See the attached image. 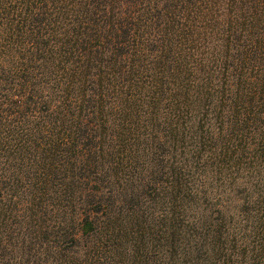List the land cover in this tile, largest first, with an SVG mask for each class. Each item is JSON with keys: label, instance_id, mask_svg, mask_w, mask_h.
Wrapping results in <instances>:
<instances>
[{"label": "trees", "instance_id": "obj_1", "mask_svg": "<svg viewBox=\"0 0 264 264\" xmlns=\"http://www.w3.org/2000/svg\"><path fill=\"white\" fill-rule=\"evenodd\" d=\"M0 264H264V0H0Z\"/></svg>", "mask_w": 264, "mask_h": 264}]
</instances>
